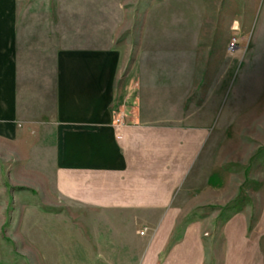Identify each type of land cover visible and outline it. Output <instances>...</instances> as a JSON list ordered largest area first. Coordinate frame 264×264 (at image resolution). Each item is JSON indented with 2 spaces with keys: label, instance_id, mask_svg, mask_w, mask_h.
I'll return each instance as SVG.
<instances>
[{
  "label": "rangeland",
  "instance_id": "obj_1",
  "mask_svg": "<svg viewBox=\"0 0 264 264\" xmlns=\"http://www.w3.org/2000/svg\"><path fill=\"white\" fill-rule=\"evenodd\" d=\"M16 16L32 69L59 50L128 47L146 73L167 77L174 118L213 111L177 200L181 224L212 220L217 235L239 214L264 250V0H17ZM29 132L0 141V264H87L95 229L61 206L51 156Z\"/></svg>",
  "mask_w": 264,
  "mask_h": 264
},
{
  "label": "crops",
  "instance_id": "obj_2",
  "mask_svg": "<svg viewBox=\"0 0 264 264\" xmlns=\"http://www.w3.org/2000/svg\"><path fill=\"white\" fill-rule=\"evenodd\" d=\"M16 3L0 0V141L38 134L56 198L95 229L87 264H264L239 214L217 235L212 220L181 224L177 200L206 152L213 111L174 118L167 77L146 73L128 47L59 50L32 69L19 55Z\"/></svg>",
  "mask_w": 264,
  "mask_h": 264
},
{
  "label": "built area",
  "instance_id": "obj_3",
  "mask_svg": "<svg viewBox=\"0 0 264 264\" xmlns=\"http://www.w3.org/2000/svg\"><path fill=\"white\" fill-rule=\"evenodd\" d=\"M123 125H124V115L121 114L114 122L115 129L118 131V133H119V129H121V127H123ZM140 235H144V232H141Z\"/></svg>",
  "mask_w": 264,
  "mask_h": 264
}]
</instances>
